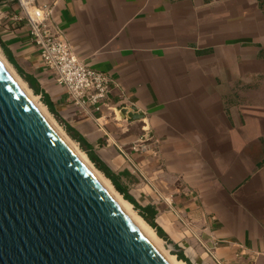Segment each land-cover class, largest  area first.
I'll return each mask as SVG.
<instances>
[{"label":"crops","instance_id":"obj_1","mask_svg":"<svg viewBox=\"0 0 264 264\" xmlns=\"http://www.w3.org/2000/svg\"><path fill=\"white\" fill-rule=\"evenodd\" d=\"M39 1L77 57L110 77L114 107L144 117L78 119L26 25L4 29L18 9L2 4L0 39L55 114L141 207H155L191 264H264V0ZM142 135L152 150L130 163L120 148Z\"/></svg>","mask_w":264,"mask_h":264},{"label":"water","instance_id":"obj_2","mask_svg":"<svg viewBox=\"0 0 264 264\" xmlns=\"http://www.w3.org/2000/svg\"><path fill=\"white\" fill-rule=\"evenodd\" d=\"M113 112L144 117L133 106ZM0 264H166L1 66Z\"/></svg>","mask_w":264,"mask_h":264},{"label":"built area","instance_id":"obj_3","mask_svg":"<svg viewBox=\"0 0 264 264\" xmlns=\"http://www.w3.org/2000/svg\"><path fill=\"white\" fill-rule=\"evenodd\" d=\"M16 5L18 12L4 29L14 32L22 22L26 25L41 68L64 90L78 119L97 121L104 111L109 113L108 118H112L114 105L109 100L110 77L77 57L64 33L52 21L53 5L39 0H16ZM152 144L150 137L142 135L128 148H120V152L132 163L134 155L143 157L152 150Z\"/></svg>","mask_w":264,"mask_h":264},{"label":"bare ground","instance_id":"obj_4","mask_svg":"<svg viewBox=\"0 0 264 264\" xmlns=\"http://www.w3.org/2000/svg\"><path fill=\"white\" fill-rule=\"evenodd\" d=\"M0 66L6 72L11 81L15 84L17 89L27 99L31 106L37 111L42 119L47 123L55 135L66 146V148L73 154L77 161L83 166V168L93 177L97 184L105 191L109 198L119 208L128 221L134 226V228L140 233V235L149 243V245L164 259L166 264H186L185 262L178 260L175 256L166 254L161 247V239L138 214L132 210V205L119 196L113 189L110 181L105 178L88 160L87 156L78 150L76 145L60 130L56 123L47 117L48 112L44 105L37 104L35 102L36 96L26 87V84L17 76H13L10 70L0 60ZM49 116V115H48Z\"/></svg>","mask_w":264,"mask_h":264},{"label":"trees","instance_id":"obj_5","mask_svg":"<svg viewBox=\"0 0 264 264\" xmlns=\"http://www.w3.org/2000/svg\"><path fill=\"white\" fill-rule=\"evenodd\" d=\"M0 47L2 48L8 62L14 67L17 71L19 77L27 83L29 89L32 90L33 94L38 96L41 95V102L48 108L49 112L55 117V119L60 123L63 127L66 135L73 140L75 143L79 145V148L82 152H84L89 159V161L94 165V167L100 171L105 178H107L115 188V190L124 198V200L128 201L134 208L135 211H138L139 216L155 230L158 237H160L163 241L170 242L166 234L161 230V228L155 223V217L157 211L154 206L148 205L145 207H141L136 200L129 194L126 187H124L119 181L118 177L96 156V154L92 151L91 147L84 141V139L70 126L64 123L54 112L52 106L46 100L45 96L40 92L38 85L34 82V80L28 75L24 74L23 71L17 66L14 59L8 54L6 51L1 39H0ZM122 175L129 177V174L123 172ZM177 257L178 260L185 262L186 264H191L190 261L182 254V253H173Z\"/></svg>","mask_w":264,"mask_h":264},{"label":"rangeland","instance_id":"obj_6","mask_svg":"<svg viewBox=\"0 0 264 264\" xmlns=\"http://www.w3.org/2000/svg\"><path fill=\"white\" fill-rule=\"evenodd\" d=\"M12 5L13 4H15V6H16V2H14V3H11ZM1 38V37H0ZM3 38V37H2ZM3 55H5L4 54V52H3V50H2V48L0 47V60H1V62L2 63H4V65L10 70V72L13 74V76H15V78H17V76L19 77V75L17 74V71L14 69V67L10 64V63H8L6 60H7V58H5ZM10 64V65H9ZM20 78V77H19ZM26 84V83H25ZM26 87H27V85H26ZM28 88V87H27ZM29 89V88H28ZM30 90V89H29ZM31 91V90H30ZM32 93V92H31ZM33 94V93H32ZM34 95V94H33ZM35 96V95H34ZM35 102H37V104H42L43 105V103L41 102V98H40V96H38V98H37V96H36V99H35ZM47 112H48V115H47V117H49V119L50 120H52V121H54L55 123H56V125L60 128V130L64 133V135H66V132L64 131V129H63V127L60 125V123L55 119V117L52 115V114H50L49 113V111L47 110ZM67 136V135H66ZM68 137V136H67ZM69 138V137H68ZM70 139V138H69ZM71 140V139H70ZM75 145H76V147L78 148V150L80 151V152H82L81 151V149L79 148V145L77 144V143H75L73 140H71ZM84 153V152H83ZM85 154V153H84ZM86 155V154H85ZM89 160V159H88ZM92 164V163H91ZM93 165V164H92ZM94 166V165H93ZM100 172V171H99ZM101 173V172H100ZM102 174V173H101ZM103 175V174H102ZM104 176V175H103ZM105 177V176H104ZM121 183L123 184L124 182H122L121 181ZM110 184L112 185V183L110 182ZM112 187H113V185H112ZM128 187V186H127ZM113 189H114V191L119 195V196H121L116 190H115V188L113 187ZM122 197V196H121ZM123 198V197H122ZM124 199V198H123ZM132 210L136 213V214H138V211H135L134 210V208H133V206H132ZM139 215V214H138ZM154 230V229H153ZM154 232H155V230H154ZM156 233V232H155ZM190 235V234H189ZM193 237V239H194V245H195V243L196 244H198L199 245V242L196 240V238H194V235L192 236ZM160 238V237H159ZM161 239V238H160ZM162 240V239H161ZM198 245H195V248H199V246ZM161 247H162V249L166 252V254H169V255H172V256H175V255H173V253H179V251H180V249L178 248V247H176V246H174L171 242H166V241H161ZM161 257V256H160ZM176 257V256H175ZM162 258V257H161ZM177 258V257H176ZM163 259V258H162ZM164 260V259H163Z\"/></svg>","mask_w":264,"mask_h":264}]
</instances>
